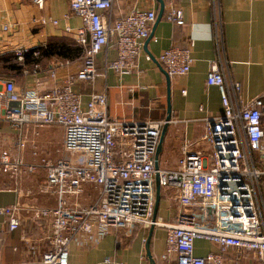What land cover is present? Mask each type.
<instances>
[{"label":"built area","instance_id":"obj_1","mask_svg":"<svg viewBox=\"0 0 264 264\" xmlns=\"http://www.w3.org/2000/svg\"><path fill=\"white\" fill-rule=\"evenodd\" d=\"M44 1L35 3L42 8ZM177 1L165 3L164 16L171 24L184 27V11ZM69 2L83 22L75 37L85 48L83 68L46 91L37 87L20 91L12 80L0 78V124L19 129L11 149H0V174L7 175L14 191L20 193L25 178L43 173L39 192L54 201L53 206L17 203L0 209L8 219V229L20 227L23 210L45 222L50 249L43 256L44 264H69L73 244L96 247L111 229L135 225L167 229L161 257L165 262L228 264L224 253L232 248L239 255L252 252L258 264H264V93L239 103L241 85L227 84L218 62L213 63L207 85L219 88L223 116L204 119L200 148L193 150L186 142L175 166L162 168L159 163L157 170L156 156L166 120L112 119L106 92L93 93L84 105L80 89L82 83L93 87L102 76L97 59L110 49L116 50V58L106 61L104 72L132 75L157 22V12L140 8L111 20L107 14L114 0ZM151 40L158 41L155 36ZM216 40L222 49L219 23ZM194 48L193 40L185 47L172 45L157 62L171 79L186 77L193 67ZM28 51L15 48L17 61L23 63ZM49 76L56 80L57 71ZM173 123L177 122L171 119L170 125ZM47 127L62 128L63 157L28 161L29 133ZM157 175L162 189L176 193L181 210L176 224L153 220ZM184 209L191 211L184 214ZM198 239L219 246L220 253L196 256L194 243Z\"/></svg>","mask_w":264,"mask_h":264},{"label":"crops","instance_id":"obj_2","mask_svg":"<svg viewBox=\"0 0 264 264\" xmlns=\"http://www.w3.org/2000/svg\"><path fill=\"white\" fill-rule=\"evenodd\" d=\"M177 5L184 11L185 26H175L164 16L155 30L154 36L158 41L150 40L144 47L132 75L104 72L106 61L116 58V50L110 49L97 59V67L103 74L96 79L94 86L86 83L80 86L82 91L87 89V93L83 92L84 105L93 93H107L108 114L112 119L125 122L166 120L167 80L155 61L172 45L185 47L193 40L194 63L190 74L171 79L172 119L177 123L169 126L159 158L162 168L176 165L186 142L191 143L193 150L200 148L205 133L204 119L224 114L219 88L207 85L213 63L218 62L227 84L241 85L237 96L239 103L249 102L264 93V0H179ZM140 8L155 10L159 15L160 3L158 0H114L107 15L115 20ZM42 19L47 22L42 24ZM54 21L58 23L54 24ZM218 23L222 28V49L216 40ZM82 27L83 22L72 12L69 0H45L42 8L37 6L35 0H0V57H8L19 46L31 50L45 46L54 39L76 41L77 31ZM41 66L25 70L20 76L7 72L5 77L12 80L20 91L34 87L46 91L78 71L75 64L58 63L52 70L57 71V78L53 80L49 76L51 71H44ZM261 125L264 132V113ZM18 134V128L1 123L0 149L10 150ZM42 175L38 173L25 178L24 182L30 180L32 186L25 183L17 193L8 176L0 174V209L17 203L25 207L53 206L52 198L40 194L39 186L35 184L37 177L42 178ZM167 193L168 190L162 189L158 219L165 224H176L181 210L176 193L171 191L174 203L167 198ZM261 195L264 200V179L261 182ZM190 211L184 209L182 213L188 214ZM42 222L33 212L23 210L20 227L10 231L7 217L0 213V264H44L43 256L50 246ZM150 230L137 225L111 229L110 234L96 247L73 244L69 264H152L147 253ZM166 238L167 229L156 227L150 242L155 264H176L161 258L166 249ZM194 247L196 256L221 251L219 246L205 239L196 240ZM224 256L228 264L233 261L258 264L252 252L239 255L238 250L231 248L225 251Z\"/></svg>","mask_w":264,"mask_h":264},{"label":"trees","instance_id":"obj_3","mask_svg":"<svg viewBox=\"0 0 264 264\" xmlns=\"http://www.w3.org/2000/svg\"><path fill=\"white\" fill-rule=\"evenodd\" d=\"M167 2V0H165ZM38 52V56L34 53ZM85 48L73 39L61 38L50 40L45 46H39L29 50L25 55V61L20 63L13 53L8 57H0V78H6V73H13L18 76L23 71L41 66L44 71H52L58 63L70 62L80 68L84 66ZM77 71V72H78ZM161 198L162 194H161ZM45 225V222H42Z\"/></svg>","mask_w":264,"mask_h":264},{"label":"rangeland","instance_id":"obj_4","mask_svg":"<svg viewBox=\"0 0 264 264\" xmlns=\"http://www.w3.org/2000/svg\"><path fill=\"white\" fill-rule=\"evenodd\" d=\"M75 69H79V66H74ZM84 93H87V89L83 90ZM62 142H63V130L61 127H47L44 129L37 130L36 134L34 132L29 133V144L27 149L26 157L28 161L41 160L46 158L47 160L56 161L63 157L62 151ZM36 154V156H35ZM44 177H37L35 181L40 190L41 181ZM40 181V183H39ZM24 182V181H23ZM26 181L23 183L25 185ZM27 186H32L30 180L26 183ZM167 198L175 202L174 194L171 191H168Z\"/></svg>","mask_w":264,"mask_h":264},{"label":"water","instance_id":"obj_5","mask_svg":"<svg viewBox=\"0 0 264 264\" xmlns=\"http://www.w3.org/2000/svg\"><path fill=\"white\" fill-rule=\"evenodd\" d=\"M158 2L160 3V12H159L155 27L153 29V32H152L150 38L146 41L145 48L147 47V44L150 42V40L155 35L156 27L159 24V22L162 20V18L164 17V14H165V0H158ZM155 62L157 63L160 70L164 73V75L166 77L167 90H168V114L166 117V124L163 128V131H162V135H161L160 143H159V147H158V152H157V156H156V169L158 170L159 169V158H160V155L162 153L163 144H164V141H165V138H166L169 126H170V121L172 119V107H171V78L169 77L167 72L162 68V66L157 61H155ZM161 192H162V188L159 184V176L157 175V177H156V203H155V207H154V216H153L154 221H156L158 218V212H159L160 203H161V199H162L161 198ZM155 228H156L155 226L151 227L150 236L147 240V253H148L149 259L152 262V264H155V261L153 260L152 255H151L150 242H151Z\"/></svg>","mask_w":264,"mask_h":264}]
</instances>
